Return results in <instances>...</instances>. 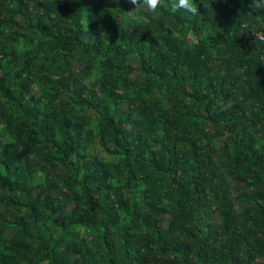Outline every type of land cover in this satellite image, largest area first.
<instances>
[{
  "label": "trees",
  "instance_id": "1",
  "mask_svg": "<svg viewBox=\"0 0 264 264\" xmlns=\"http://www.w3.org/2000/svg\"><path fill=\"white\" fill-rule=\"evenodd\" d=\"M173 2L0 0V264H264V9Z\"/></svg>",
  "mask_w": 264,
  "mask_h": 264
},
{
  "label": "clouds",
  "instance_id": "2",
  "mask_svg": "<svg viewBox=\"0 0 264 264\" xmlns=\"http://www.w3.org/2000/svg\"><path fill=\"white\" fill-rule=\"evenodd\" d=\"M128 2L135 5V8H139L142 2L143 5L146 6L147 10L152 13H155L157 9L164 4V0H128ZM249 7L254 11L264 9V0H251ZM179 9H184L185 12L191 14L192 16H195L198 13L197 5L193 3V0H178V2L171 3V12L175 13ZM253 33L256 38L264 36V33H258L255 31H253Z\"/></svg>",
  "mask_w": 264,
  "mask_h": 264
},
{
  "label": "rangeland",
  "instance_id": "3",
  "mask_svg": "<svg viewBox=\"0 0 264 264\" xmlns=\"http://www.w3.org/2000/svg\"><path fill=\"white\" fill-rule=\"evenodd\" d=\"M138 15H139V13H138V11L136 10V8L130 10L129 13H128V17H129V18H132V19H134V20L138 17ZM98 152H99V151H98ZM99 154H100V155H103V156L105 157V159H107V160H111V159H112L111 156H109L106 152H101V153L99 152Z\"/></svg>",
  "mask_w": 264,
  "mask_h": 264
}]
</instances>
